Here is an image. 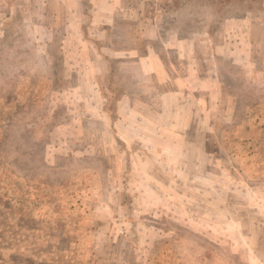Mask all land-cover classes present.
<instances>
[{"label": "rangeland", "instance_id": "rangeland-1", "mask_svg": "<svg viewBox=\"0 0 264 264\" xmlns=\"http://www.w3.org/2000/svg\"><path fill=\"white\" fill-rule=\"evenodd\" d=\"M0 264H264V0H0Z\"/></svg>", "mask_w": 264, "mask_h": 264}]
</instances>
